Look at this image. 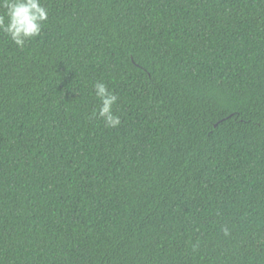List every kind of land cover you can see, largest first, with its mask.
I'll list each match as a JSON object with an SVG mask.
<instances>
[{"label": "trees", "instance_id": "16d2710c", "mask_svg": "<svg viewBox=\"0 0 264 264\" xmlns=\"http://www.w3.org/2000/svg\"><path fill=\"white\" fill-rule=\"evenodd\" d=\"M42 3L0 34V264H264V0Z\"/></svg>", "mask_w": 264, "mask_h": 264}, {"label": "clouds", "instance_id": "9594fccd", "mask_svg": "<svg viewBox=\"0 0 264 264\" xmlns=\"http://www.w3.org/2000/svg\"><path fill=\"white\" fill-rule=\"evenodd\" d=\"M48 17L49 9L42 0H0V34L19 49L41 35ZM93 91L99 102L93 110L94 116L102 119L105 127L119 126L120 117L113 110L119 97L103 81L94 82ZM221 231L228 235L227 227H222Z\"/></svg>", "mask_w": 264, "mask_h": 264}]
</instances>
